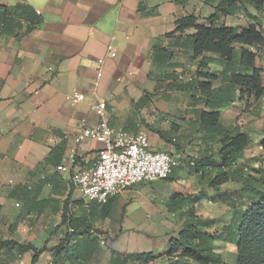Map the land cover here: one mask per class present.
<instances>
[{
    "label": "crops",
    "instance_id": "obj_1",
    "mask_svg": "<svg viewBox=\"0 0 264 264\" xmlns=\"http://www.w3.org/2000/svg\"><path fill=\"white\" fill-rule=\"evenodd\" d=\"M222 1L0 0V240L33 245L40 251L35 264H125L126 257L112 249L164 254L193 207L214 221L207 230L223 264L236 263L232 241L242 215L264 196V93L251 103L228 80L231 73L252 72L240 64L241 44L230 62L210 52L194 58V28L169 34L187 15L239 30L253 23L264 32V5L248 0H236L210 20ZM251 49L264 82V44ZM100 57L106 60L98 78ZM200 70L217 75L213 107L205 106L199 90H172L173 84L196 80ZM75 91L85 99L75 101ZM99 101L106 102L110 125L146 133L152 150L180 158L160 219L150 224L132 222V200L116 217L114 206L131 199L132 186L111 197L110 205L101 204L83 199L61 171L97 160L102 143L76 137L83 125L101 122ZM198 109L218 110L222 125L251 138L242 158L227 168L230 179L217 189L210 181L220 170L222 144L216 132L202 128ZM230 246L236 248L233 263L225 258ZM33 256L18 246L0 248V264H33ZM178 260L162 255L149 264Z\"/></svg>",
    "mask_w": 264,
    "mask_h": 264
},
{
    "label": "trees",
    "instance_id": "obj_2",
    "mask_svg": "<svg viewBox=\"0 0 264 264\" xmlns=\"http://www.w3.org/2000/svg\"><path fill=\"white\" fill-rule=\"evenodd\" d=\"M248 1L254 3L259 8L264 5V0ZM234 2L236 0H223L217 7V13L212 15L210 20L215 19L219 13L226 12L225 6L231 5ZM19 8L20 5H17L16 11ZM188 28H194L196 30L191 38L194 58L210 52L219 54L222 58L230 62L233 59L235 45L241 44L243 46L241 49L240 64L242 67L251 69L252 72L245 74L231 73L228 76V80L232 84L242 88V98L247 97L251 103L257 102L264 93L263 70L256 65L257 53L251 47H258L264 44V32L253 23L239 30L232 26L201 24L197 22V18L194 15H187L176 21V28L169 34L183 32ZM205 66V63L201 64V67ZM197 76L198 78L196 80L193 79L185 83L173 84L171 86L172 90H199L205 106L213 107L210 102V99L213 98L212 80L217 79V75L200 70L197 72ZM196 113L200 118L203 129L207 132H216L220 136L222 144L220 149V170L210 181V186L217 189L218 186L230 179L227 168L242 158L245 149L251 144V138L247 133L236 131L235 129L222 125L218 110L198 109ZM260 145L264 148V140L261 141ZM177 196V193L174 194L171 201L174 202ZM110 202L111 199L106 204L110 205ZM181 207L179 206L177 208L179 209ZM66 220L67 216L64 215L63 222ZM213 224L214 221L212 219H203L196 215L193 207H190L187 210L186 225L176 236L171 237L169 248L164 254H156L153 251L127 254L120 253L114 249H112V252L114 255L121 254L125 256L127 263L131 262L132 264H149L162 255L168 258L178 257V264H223L221 255L216 254L214 251V240L216 238L207 230ZM232 242L237 248V260L235 264H264V196L255 200L243 213L238 225L237 236ZM7 245L18 246L20 253L32 250L34 252L33 264L36 263L40 251L33 245L20 244L14 240H0V248Z\"/></svg>",
    "mask_w": 264,
    "mask_h": 264
},
{
    "label": "built area",
    "instance_id": "obj_3",
    "mask_svg": "<svg viewBox=\"0 0 264 264\" xmlns=\"http://www.w3.org/2000/svg\"><path fill=\"white\" fill-rule=\"evenodd\" d=\"M109 56L116 57L117 52L110 49ZM105 60V57H100L96 61L98 78L103 75ZM73 98L83 101L85 94L75 91ZM96 111L102 118L101 122L96 126L83 125L76 140L92 139L102 143L97 160L89 165L61 167L62 172L69 173L83 199L105 204L133 185L167 179L180 164L177 155L165 150H152L146 133L131 134L110 125L106 119V102L99 101Z\"/></svg>",
    "mask_w": 264,
    "mask_h": 264
},
{
    "label": "rangeland",
    "instance_id": "obj_4",
    "mask_svg": "<svg viewBox=\"0 0 264 264\" xmlns=\"http://www.w3.org/2000/svg\"><path fill=\"white\" fill-rule=\"evenodd\" d=\"M172 181L168 179H158L152 182L139 183L132 186V197L127 201H120L119 204H113L115 208L116 217H121L122 207L125 203L132 200L131 206L129 209V216L132 219V222L135 224H150L157 219H160L161 216V207L166 205V197L168 196L169 190L172 188ZM179 184L178 181L174 182V185ZM125 202V203H124ZM122 203V204H121ZM209 204V203H208ZM212 207L215 205L209 204ZM128 206V205H127ZM120 213V214H119ZM118 214V216H117ZM137 222V223H136ZM158 238V237H157ZM159 241V240H157ZM141 244H137L139 247ZM142 246L145 247V243H142ZM149 248L151 245H148ZM159 247H155V250H158ZM236 248L230 246L225 254V258L229 263H233L234 253ZM237 257V256H236Z\"/></svg>",
    "mask_w": 264,
    "mask_h": 264
}]
</instances>
